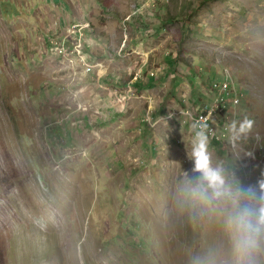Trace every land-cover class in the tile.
Returning <instances> with one entry per match:
<instances>
[{
    "label": "rangeland",
    "instance_id": "1",
    "mask_svg": "<svg viewBox=\"0 0 264 264\" xmlns=\"http://www.w3.org/2000/svg\"><path fill=\"white\" fill-rule=\"evenodd\" d=\"M200 130L264 194V0H0V264H239Z\"/></svg>",
    "mask_w": 264,
    "mask_h": 264
},
{
    "label": "clouds",
    "instance_id": "2",
    "mask_svg": "<svg viewBox=\"0 0 264 264\" xmlns=\"http://www.w3.org/2000/svg\"><path fill=\"white\" fill-rule=\"evenodd\" d=\"M224 79L223 74L219 81H213L210 92L216 94L214 84H220ZM225 93L228 92H222L224 97ZM237 94L240 96L239 93ZM219 101L222 106L227 103L223 99ZM253 123L254 121L245 115L242 120H232L225 127L229 133L233 134V139H239L241 135L251 132ZM195 135L194 171L202 173V178L206 181L207 188L212 190L213 197L220 198L227 195L232 201L233 207L227 214L226 225L231 234L233 250L239 264H257L258 257L264 252V203H258V199L264 200V194L258 197L257 190L252 185L240 186L235 190L227 188L220 170L211 166L206 133L200 130ZM260 165L264 167V162H260ZM260 187L264 189V184Z\"/></svg>",
    "mask_w": 264,
    "mask_h": 264
},
{
    "label": "built area",
    "instance_id": "3",
    "mask_svg": "<svg viewBox=\"0 0 264 264\" xmlns=\"http://www.w3.org/2000/svg\"><path fill=\"white\" fill-rule=\"evenodd\" d=\"M228 76H230V75H229L228 73H226V74H225V79H224L220 84H214V90H215V92L217 91L218 87H219V89H220L219 93H220L221 95L218 97L219 100H221L220 97L223 96V94H222L223 91L228 92V88H229L228 82H229V80H230V79H227ZM223 97H224V96H223ZM223 97H222V98H223ZM207 117H208V115H206V116L204 117V120H206ZM256 151H257V155H258V157L260 158L259 161L262 163V162H263V159H264V151L261 150L259 147H257Z\"/></svg>",
    "mask_w": 264,
    "mask_h": 264
},
{
    "label": "trees",
    "instance_id": "4",
    "mask_svg": "<svg viewBox=\"0 0 264 264\" xmlns=\"http://www.w3.org/2000/svg\"><path fill=\"white\" fill-rule=\"evenodd\" d=\"M219 103L222 104L221 101H219ZM223 108H224V107H223Z\"/></svg>",
    "mask_w": 264,
    "mask_h": 264
},
{
    "label": "bare ground",
    "instance_id": "5",
    "mask_svg": "<svg viewBox=\"0 0 264 264\" xmlns=\"http://www.w3.org/2000/svg\"><path fill=\"white\" fill-rule=\"evenodd\" d=\"M224 99V98H223ZM218 103V102H217ZM215 108V107H214Z\"/></svg>",
    "mask_w": 264,
    "mask_h": 264
}]
</instances>
